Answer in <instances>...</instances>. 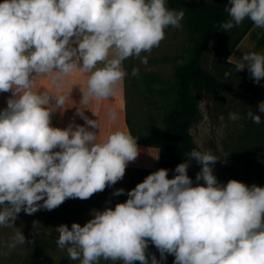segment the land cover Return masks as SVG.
I'll return each mask as SVG.
<instances>
[{"label": "clouds", "instance_id": "9594fccd", "mask_svg": "<svg viewBox=\"0 0 264 264\" xmlns=\"http://www.w3.org/2000/svg\"><path fill=\"white\" fill-rule=\"evenodd\" d=\"M222 32L246 18L264 28V0H228ZM183 8L167 0H2L0 2V93H11L0 109V227H13L21 212L53 210L67 198H90L114 186L140 150L127 131L115 130L103 140L100 123L85 115L91 101L116 95L128 73L130 57L147 56L165 38L168 27L179 29ZM247 69L253 83L264 79V54L248 52L234 71ZM74 74L86 77L75 116L83 125L52 126V114L67 109L68 93L60 89ZM133 67L131 76L137 77ZM41 79L48 88L34 90ZM264 86V85H262ZM115 122L117 112L108 110ZM264 101L244 116L228 119L260 124ZM169 179L160 168L127 191L123 203L93 209L81 226L58 225L56 245L79 264L100 260L120 264H264V186L231 179L217 180L210 151L191 150ZM194 160L200 171L187 174ZM203 181L201 184L200 182ZM42 202V203H40ZM17 230L7 248L25 245ZM155 246L159 259L148 252Z\"/></svg>", "mask_w": 264, "mask_h": 264}, {"label": "rangeland", "instance_id": "374dc122", "mask_svg": "<svg viewBox=\"0 0 264 264\" xmlns=\"http://www.w3.org/2000/svg\"><path fill=\"white\" fill-rule=\"evenodd\" d=\"M248 22L246 18L228 32H222L220 29L205 49L201 60L203 68L229 85L232 91L218 96L194 91L192 96L200 110V119L192 126L190 132L202 151L210 150L217 157L213 174L219 182L226 184L228 180L234 179L249 186H264V116L260 124L248 119H228L229 112L244 116L249 111L255 112L258 103L264 101V79L260 84H255L249 75H240L225 63V54ZM181 25L179 29H165V38L160 45L150 53L141 54L148 57L146 65L135 57L123 62V67L128 73L125 78L127 122L135 138L141 135H161L166 131L162 119L175 104V70L189 59L192 42L196 38V35L188 30L184 18ZM133 67L139 68L137 77L131 76ZM1 100L0 97V102ZM140 153L146 157L147 168L156 171L158 150L142 147L139 155ZM188 159L186 157V160ZM199 171L200 166L192 160L188 176L195 180ZM134 175L135 185L143 181V175ZM148 252L155 254L159 259L154 245L149 244ZM173 260L174 257L168 255L166 264H173Z\"/></svg>", "mask_w": 264, "mask_h": 264}, {"label": "crops", "instance_id": "0c3cea01", "mask_svg": "<svg viewBox=\"0 0 264 264\" xmlns=\"http://www.w3.org/2000/svg\"><path fill=\"white\" fill-rule=\"evenodd\" d=\"M248 52L264 54V30L253 25L238 44L233 48L225 60L230 69H234L235 64L242 55ZM230 64V65H228ZM240 75H249L247 69L236 72ZM86 77L81 74H74L68 78V82L60 89V92L68 93L72 89L68 101L67 109L63 112L57 111L52 114L51 123L54 127L65 128L70 123L83 125L84 121L75 116L76 107L85 108L79 104L82 93L80 88L85 87ZM48 88L50 85L46 79H41L34 90ZM0 109L6 107V100L11 93H0ZM114 108L117 112V119L112 122L108 119V110ZM85 115L90 119L98 120L101 127L99 137L105 139L107 135L115 130L131 131L127 122V102H126V80L120 84L115 96L101 101H91L85 108ZM141 150L142 145L137 144ZM146 148V147H144ZM153 172L146 166V157L143 153L138 155L134 162H129L125 170L124 177L114 186L107 187L101 192L94 193L90 198L81 200L79 198H67L61 205L53 210H38L32 215L21 212L13 227H0V264H79L78 260L68 257L65 250H61L56 245L58 234L55 228L60 224L71 226L73 222L83 226L91 218L90 212L93 209L103 210L105 202L110 200L109 206L114 207L116 203H123L127 195L112 196L115 189L123 188L125 193L133 189L135 185V173L144 176ZM42 203V202H40ZM17 230H20L25 238V245H18L9 250L7 244L12 240ZM120 264V262L100 260L99 264Z\"/></svg>", "mask_w": 264, "mask_h": 264}, {"label": "trees", "instance_id": "16d2710c", "mask_svg": "<svg viewBox=\"0 0 264 264\" xmlns=\"http://www.w3.org/2000/svg\"><path fill=\"white\" fill-rule=\"evenodd\" d=\"M227 3L228 0H215L213 2L167 0L169 8L177 10L183 8L186 26L192 34L196 35V38L192 42L189 59L175 70L176 100L174 107L163 116L162 122L166 128L165 133L141 135L136 139L137 144L158 150L157 170L160 168L169 169V179L173 178L171 170H174L179 163L184 162L191 150L202 151L190 132L192 126L200 119V110L192 93L196 91L208 96H218L232 91L229 85L204 69L201 63L205 49L221 29L220 24L228 19L224 10ZM253 25V22L249 20L228 49L225 60ZM262 29L264 30V28ZM133 264H140V262L135 261Z\"/></svg>", "mask_w": 264, "mask_h": 264}]
</instances>
